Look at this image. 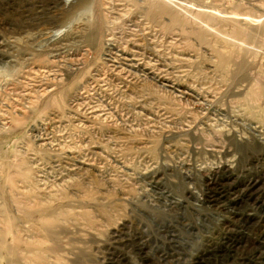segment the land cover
Returning <instances> with one entry per match:
<instances>
[{
  "label": "rangeland",
  "instance_id": "rangeland-1",
  "mask_svg": "<svg viewBox=\"0 0 264 264\" xmlns=\"http://www.w3.org/2000/svg\"><path fill=\"white\" fill-rule=\"evenodd\" d=\"M0 116V264H264V0H0Z\"/></svg>",
  "mask_w": 264,
  "mask_h": 264
},
{
  "label": "bare ground",
  "instance_id": "bare-ground-1",
  "mask_svg": "<svg viewBox=\"0 0 264 264\" xmlns=\"http://www.w3.org/2000/svg\"><path fill=\"white\" fill-rule=\"evenodd\" d=\"M86 1V0H85ZM98 19V18H97ZM101 23V22H100ZM99 28V27H98ZM101 28V27H100ZM46 64V63H45ZM38 65V64H37ZM34 67H35V64H34ZM40 67H41V65H40ZM46 68L48 67V65L47 66H45ZM43 68V67H42ZM49 68V67H48ZM39 69V68H38ZM37 69V70H38ZM41 70V69H40ZM1 117V116H0Z\"/></svg>",
  "mask_w": 264,
  "mask_h": 264
}]
</instances>
